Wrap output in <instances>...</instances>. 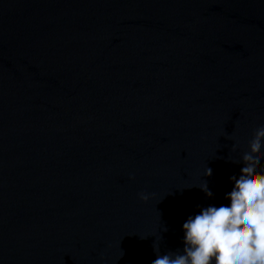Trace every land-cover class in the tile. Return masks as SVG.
Returning a JSON list of instances; mask_svg holds the SVG:
<instances>
[{
    "label": "water",
    "instance_id": "water-1",
    "mask_svg": "<svg viewBox=\"0 0 264 264\" xmlns=\"http://www.w3.org/2000/svg\"><path fill=\"white\" fill-rule=\"evenodd\" d=\"M260 120L264 0H0V264L182 250Z\"/></svg>",
    "mask_w": 264,
    "mask_h": 264
},
{
    "label": "clouds",
    "instance_id": "clouds-1",
    "mask_svg": "<svg viewBox=\"0 0 264 264\" xmlns=\"http://www.w3.org/2000/svg\"><path fill=\"white\" fill-rule=\"evenodd\" d=\"M262 144L264 120L257 123L251 143L243 150L242 166L230 177V190L219 200L198 206L199 211L185 219L182 250L161 252L160 237L156 238L151 264H264ZM211 173V168L204 170V175ZM198 186L212 196L207 182ZM138 195L147 198L143 192Z\"/></svg>",
    "mask_w": 264,
    "mask_h": 264
}]
</instances>
